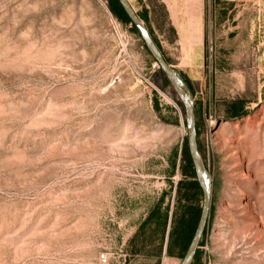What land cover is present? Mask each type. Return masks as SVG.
Here are the masks:
<instances>
[{
  "label": "rangeland",
  "instance_id": "1",
  "mask_svg": "<svg viewBox=\"0 0 264 264\" xmlns=\"http://www.w3.org/2000/svg\"><path fill=\"white\" fill-rule=\"evenodd\" d=\"M123 1L0 0V264H264V0Z\"/></svg>",
  "mask_w": 264,
  "mask_h": 264
},
{
  "label": "trees",
  "instance_id": "2",
  "mask_svg": "<svg viewBox=\"0 0 264 264\" xmlns=\"http://www.w3.org/2000/svg\"><path fill=\"white\" fill-rule=\"evenodd\" d=\"M124 9L122 8V11ZM125 12V11H124ZM182 162L183 163H188V166L183 165L182 167V172L183 175L185 177H188L189 173H190V177L194 178V173H193V165L191 162V158L189 155H183L182 156ZM186 167H188V169H192V171H186ZM197 186V184H196ZM199 189V188H198ZM182 205L180 204V202H177L175 204V210H174V215H173V219H172V229L170 232V240H169V246H168V252L172 253L174 248H178V243L181 241L183 242L182 244H185V242H189V240L192 238L195 227L197 225V221L199 219V211H197L196 213H194L192 215V217H186L187 213L183 212L180 214V211H182ZM184 208V207H183ZM152 218H148L145 222L144 225H146ZM163 221V219H162ZM155 222V221H154ZM155 224H157L158 226H161V221L157 223V221L155 222ZM164 224H165V219H164ZM181 244V243H180ZM196 259V254L194 257V260ZM193 260V263H194ZM192 263V264H193Z\"/></svg>",
  "mask_w": 264,
  "mask_h": 264
},
{
  "label": "crops",
  "instance_id": "3",
  "mask_svg": "<svg viewBox=\"0 0 264 264\" xmlns=\"http://www.w3.org/2000/svg\"><path fill=\"white\" fill-rule=\"evenodd\" d=\"M130 1V0H127ZM166 5L171 7L170 11L174 13L173 20L177 23L179 27L184 26H195L201 27L205 24V14H206V0H165ZM186 11L187 13H191L187 15L188 23H182L181 20H184V17L178 15L177 12Z\"/></svg>",
  "mask_w": 264,
  "mask_h": 264
},
{
  "label": "bare ground",
  "instance_id": "4",
  "mask_svg": "<svg viewBox=\"0 0 264 264\" xmlns=\"http://www.w3.org/2000/svg\"><path fill=\"white\" fill-rule=\"evenodd\" d=\"M154 49V48H153ZM162 59V58H161ZM162 61V60H161ZM163 62V61H162ZM164 65H165V63H163ZM166 66V65H165ZM174 71V70H173ZM173 71H170V76H171V78L173 79V81H175L178 85H180L181 84V82L180 81H178V79H177V76H176V74L173 72ZM176 85V84H175ZM177 86V85H176ZM178 89H179V91H180V93L182 94V96L185 98V94H184V92H183V89H181V88H179L178 87ZM202 164V163H201ZM201 177H202V182H203V186L205 187V189L208 191V189H209V180L206 178V176H203V173H202V171H201ZM190 257H191V254L189 255V257H188V260H187V263L190 261L189 259H190ZM186 264V263H185Z\"/></svg>",
  "mask_w": 264,
  "mask_h": 264
},
{
  "label": "water",
  "instance_id": "5",
  "mask_svg": "<svg viewBox=\"0 0 264 264\" xmlns=\"http://www.w3.org/2000/svg\"><path fill=\"white\" fill-rule=\"evenodd\" d=\"M122 4H124V1L123 0H120ZM128 5V4H127ZM125 7V6H124ZM126 8V7H125ZM127 12H130L131 11V7L128 6V8H126ZM132 19H134L133 16H131ZM158 61L160 62L161 65L164 66L163 62L161 61V59H158ZM197 162V161H196Z\"/></svg>",
  "mask_w": 264,
  "mask_h": 264
},
{
  "label": "built area",
  "instance_id": "6",
  "mask_svg": "<svg viewBox=\"0 0 264 264\" xmlns=\"http://www.w3.org/2000/svg\"><path fill=\"white\" fill-rule=\"evenodd\" d=\"M103 257H104V256H103ZM103 257H102V258H103Z\"/></svg>",
  "mask_w": 264,
  "mask_h": 264
}]
</instances>
